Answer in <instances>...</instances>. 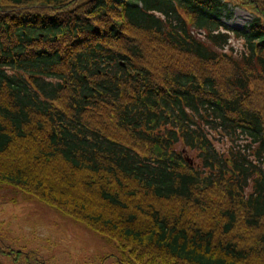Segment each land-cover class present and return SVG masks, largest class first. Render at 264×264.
Segmentation results:
<instances>
[{
	"label": "trees",
	"instance_id": "1",
	"mask_svg": "<svg viewBox=\"0 0 264 264\" xmlns=\"http://www.w3.org/2000/svg\"><path fill=\"white\" fill-rule=\"evenodd\" d=\"M0 187L119 264H264V0H0Z\"/></svg>",
	"mask_w": 264,
	"mask_h": 264
},
{
	"label": "rangeland",
	"instance_id": "2",
	"mask_svg": "<svg viewBox=\"0 0 264 264\" xmlns=\"http://www.w3.org/2000/svg\"><path fill=\"white\" fill-rule=\"evenodd\" d=\"M220 11L221 22L228 29L244 30L253 20L252 14L241 7L227 5ZM230 47L242 55L243 44L236 35H231L226 49L230 51ZM228 145L216 143V148L228 150ZM177 149L184 159L199 167L193 152L181 144ZM11 251L33 257L37 264H119L117 249L99 234L15 188L0 187V253ZM0 262L10 263L6 256H0ZM36 262L30 260L31 264Z\"/></svg>",
	"mask_w": 264,
	"mask_h": 264
}]
</instances>
